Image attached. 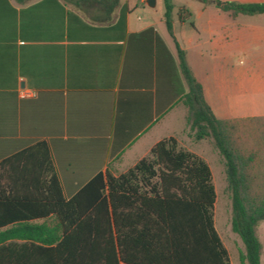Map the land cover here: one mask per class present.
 <instances>
[{"label": "crops", "instance_id": "1", "mask_svg": "<svg viewBox=\"0 0 264 264\" xmlns=\"http://www.w3.org/2000/svg\"><path fill=\"white\" fill-rule=\"evenodd\" d=\"M138 3L156 7L0 0V163L11 158L3 168L46 164L49 154L68 192L98 171L126 172L170 136L204 159L183 140L188 109L179 90L188 85L180 51L218 119L264 122V13L231 17L214 1L195 0L179 7L170 33L164 4L160 13L140 15ZM171 115L183 119L178 135L164 134ZM241 142L239 135L236 147L247 160L237 195L264 201V127L251 145ZM224 190L232 200L227 175ZM256 234L264 264V220Z\"/></svg>", "mask_w": 264, "mask_h": 264}, {"label": "trees", "instance_id": "2", "mask_svg": "<svg viewBox=\"0 0 264 264\" xmlns=\"http://www.w3.org/2000/svg\"><path fill=\"white\" fill-rule=\"evenodd\" d=\"M201 1H214L231 17L264 13V2ZM163 4L172 32L174 4ZM179 53L188 128L195 140L212 138L224 158L234 193L232 230L245 246L241 264H261L256 226L264 220V201L238 197L247 159L233 143L231 123L215 116ZM10 160L0 163V264H230L215 226L212 169L173 136L126 172L98 171L68 192L49 154L36 167L3 168Z\"/></svg>", "mask_w": 264, "mask_h": 264}, {"label": "rangeland", "instance_id": "3", "mask_svg": "<svg viewBox=\"0 0 264 264\" xmlns=\"http://www.w3.org/2000/svg\"><path fill=\"white\" fill-rule=\"evenodd\" d=\"M195 0H172L174 4V10L172 17L174 19L177 18V13L180 6L187 5L189 3L194 2ZM141 9H145L148 11L153 10L154 12L160 13L163 10L162 1L153 8L145 6L142 3H138L137 13L143 15L144 12ZM170 32V31H169ZM171 33V32H170ZM166 38L170 41L172 39L166 34ZM167 123L165 127V135L170 133H180L182 129L183 119L179 116L178 118L172 119V115L167 118ZM172 119V120H171ZM264 127L263 121H241L232 125L231 134L232 140L237 146V137L241 136V144L246 143L251 145L253 136L256 134L257 136L260 134V130ZM191 131L187 130L186 137H184V144L186 147L193 148L204 155L205 161L210 165L213 173V182L216 188V203L214 207V219L215 226L221 236V239L224 245L227 247L230 256V264H241L240 254L244 250V245L241 239H239L238 235L232 230V219H233V206L232 200L228 198L226 194V190H224V186L226 184V170H225V162L223 156L220 154L218 149L216 148L214 141L212 138L205 139V141L195 140L191 135ZM192 138V144H189L188 137ZM203 140V139H202ZM180 146V145H179ZM181 147V146H180ZM183 148V147H182ZM222 156V157H221ZM221 157V159H220Z\"/></svg>", "mask_w": 264, "mask_h": 264}, {"label": "water", "instance_id": "4", "mask_svg": "<svg viewBox=\"0 0 264 264\" xmlns=\"http://www.w3.org/2000/svg\"><path fill=\"white\" fill-rule=\"evenodd\" d=\"M146 3L150 7H155L156 6V0H146Z\"/></svg>", "mask_w": 264, "mask_h": 264}, {"label": "built area", "instance_id": "5", "mask_svg": "<svg viewBox=\"0 0 264 264\" xmlns=\"http://www.w3.org/2000/svg\"><path fill=\"white\" fill-rule=\"evenodd\" d=\"M142 1L145 2L146 0H142ZM22 93H23V95H29L30 94V92H28V91H25V92L23 91Z\"/></svg>", "mask_w": 264, "mask_h": 264}]
</instances>
